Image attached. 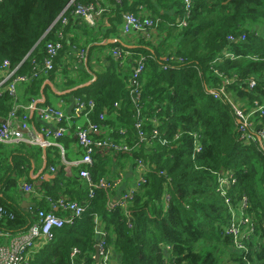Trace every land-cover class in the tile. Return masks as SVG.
Wrapping results in <instances>:
<instances>
[{"label":"trees","instance_id":"obj_1","mask_svg":"<svg viewBox=\"0 0 264 264\" xmlns=\"http://www.w3.org/2000/svg\"><path fill=\"white\" fill-rule=\"evenodd\" d=\"M108 1L98 2L113 18L106 38L121 34L123 14L132 13L157 21L156 29L166 34V41L163 49L152 47L150 40H140L132 49L118 42L108 45L111 50L132 52L131 62L111 56V65L96 74L93 84L81 89L95 104L90 119L97 122L98 115L106 113L112 139L119 141L118 132L127 131L125 142L134 147L129 153H97L92 179L115 177L135 159L150 165L152 172L125 210L119 206L109 210L110 198L102 190L88 199L86 182L80 177L70 180L59 176L54 187L44 190V198L56 201L66 195L86 206V211L73 224L54 230L52 241L33 255L31 264H71L74 248L79 250L74 264H96L95 217L107 234L113 256L119 255V264H264V150L256 136L264 131V118L252 116L255 137L244 142L231 105L210 94L225 76L233 80L225 89L241 108L250 111L253 101L264 103V39L256 30L264 23V0ZM78 4L96 6V0H0V64L8 61L11 68L20 65L16 74H27L30 59L40 60L45 43L61 33L63 49L56 66L69 46L68 33L83 22L73 15ZM62 13L68 20L64 26L58 20ZM230 36L245 39L230 42ZM223 52L234 58L217 62ZM140 55L146 58L137 101L140 117L146 119L143 130L150 135L156 119L167 146L158 141L149 148L137 144V108L131 99L130 78ZM56 70L49 74V80ZM250 79L255 81L251 91ZM41 84H26V97L16 93L13 99L5 90L1 92L0 119H5L17 102L36 100ZM194 133L198 140L192 138ZM195 144L200 147L196 153ZM225 172L235 179L229 196L235 205L246 198V214L254 223V235L246 243L245 253H233L232 237L225 233L229 214L217 191L218 176ZM63 187L71 190L63 191ZM0 208L13 215L12 219H0V230L13 233L26 231L38 210L27 213L2 199ZM39 209L45 210L42 206Z\"/></svg>","mask_w":264,"mask_h":264},{"label":"built area","instance_id":"obj_2","mask_svg":"<svg viewBox=\"0 0 264 264\" xmlns=\"http://www.w3.org/2000/svg\"><path fill=\"white\" fill-rule=\"evenodd\" d=\"M74 1V0H73ZM119 1V0H117ZM99 0H96L98 6ZM94 13L95 5H77L73 15L75 18L82 20L89 26H94ZM58 20L64 26L67 24V18L63 17V13L59 16ZM157 21H154L147 15H136L132 13H125L122 16L121 32L124 35H137L142 40L148 41L151 38V34L156 30ZM181 25H185L182 23ZM57 38L54 41H48L44 46V53L40 60L37 58L30 59L31 70L27 74L17 75V70L20 67L11 68L8 61L0 64V71L6 74L4 82H0V87L5 86V91L8 95L16 98V87L19 84H29L32 81H45L48 80V76L55 69V60L61 50L63 49L62 41L63 35L61 33L56 35ZM244 36L235 38L234 36L228 37V41H243ZM129 53H126L119 48L111 50V56L116 60L124 61L128 58ZM229 58L232 60L234 57L228 52H223L222 57L217 60L220 62L222 59ZM146 58L139 56L135 61L132 75L130 78L131 86V99L135 104L136 120L134 123V129L137 134V144L145 146L147 148L153 145V141H158L162 146H167V140L163 134L158 130V123L156 119H153L154 128L148 135L143 130V123L146 119L140 117V111L138 110L137 101L139 98V78L145 69ZM222 84L215 91H211L210 94L216 98H223L227 101L233 110L235 120L239 125V132L241 134L240 139L244 142H250L254 139V135L251 133L252 122L251 118L254 115H258L260 118H264V103L259 101H253V107L250 111H246L240 107V105L233 102L228 95L225 87L233 82L225 76H222ZM255 87V81L253 79L248 80V90H253ZM41 102L33 100L27 107L28 110H33L37 113L40 120L44 123L52 122L54 128H50L47 125L41 127L39 130L30 125L29 117L24 116L19 119L18 124L13 126V121L16 118L17 108L15 107L8 116L0 123V145H25L29 147H37L40 150H47L50 148H57L61 157V166L64 173L68 174L72 167L78 168L79 177L86 182L87 185V197L92 199L96 190H102L110 198L107 204L109 210L119 206L126 209L129 201H131L138 190L146 183V175L152 172V167L141 159H135L134 164L131 165L133 173L132 184L124 190L122 194L115 197V192L122 181L125 179V172H118L115 177L102 178L98 181L92 179V169L95 163V156L101 151H114L129 153L134 147L129 146L125 142L127 131L120 130L118 134L122 139L115 141L109 135L110 127L106 125V113L99 114L97 122L90 119L95 104L93 101L88 100L85 97H78L73 99V115L67 116L61 110L53 107H39L37 104ZM38 106V107H37ZM117 104H115V107ZM85 119L84 126H75L72 124L74 119ZM69 132H73L76 137L77 147L79 150V159L68 162L65 159L64 147L60 144V140L65 137ZM256 136L260 137V145L264 150V131L256 132ZM194 140H198L197 133L192 135ZM174 139H177L175 136ZM200 151L199 145L195 144V153ZM54 167L49 168L50 173H55ZM159 176L165 177L163 172H158ZM167 182L169 180L167 179ZM235 184L233 175L229 172L221 173L217 179V191L220 197L224 200L225 206L228 209V225L225 229V233L232 237L233 249L237 253L247 252L246 243L250 242L251 237L254 235V223L251 218L246 214L247 212V200L245 197L239 199V203L235 205L233 200L229 196V191ZM22 191L27 194H36V190L27 184H23ZM51 206V210L56 208L60 210L64 216L55 214L53 211L46 212L44 210H36L34 221L24 232L13 233L10 231L0 230V238L5 243L0 244V264H31V259L35 253L40 251L44 246L52 241L53 231L61 229L67 225L73 224V222L81 218L86 211V206L81 205L75 201H71L66 198H60L56 201H52L51 198H44ZM165 203V209L168 207L169 196L166 194L163 198ZM8 218L12 219L13 215L6 210L0 208V219ZM96 224L95 235L97 253L99 257L98 264H116L115 257L112 254L111 249L107 245V234L103 228L98 224L97 217L94 218ZM169 250V247H167ZM79 254V250L74 248L71 252V264H74L73 258ZM95 255L93 256L94 259Z\"/></svg>","mask_w":264,"mask_h":264},{"label":"crops","instance_id":"obj_3","mask_svg":"<svg viewBox=\"0 0 264 264\" xmlns=\"http://www.w3.org/2000/svg\"><path fill=\"white\" fill-rule=\"evenodd\" d=\"M105 1L110 3L108 0ZM104 7L106 6H95L94 26L91 27L81 22L78 24V27H74L68 33L67 43L69 46L57 59L55 75L50 80H45L41 84L39 96L36 99L41 101L37 104L39 107H53L61 110L67 116H72L73 99L76 96L84 97L85 94L81 89L93 84L96 80V74L111 65L112 47L108 45L113 44V42H118L125 48L132 49L142 40L137 35L129 36L122 34V32L114 36L109 34V37L106 38V33L111 28L110 20L113 18L108 12H105ZM256 30L258 35L264 39V23ZM151 35L149 41L151 46L156 49H163V44L166 41H163V39L166 34H160V31L156 29ZM126 53H129L126 61L131 62L130 56L132 52ZM5 79L6 74L0 71V82H4ZM25 85L19 84L16 87L17 97H19V93L22 97L27 96L24 94ZM4 90L5 86L0 87V93ZM29 104L17 102L15 106L17 108V114L12 122L13 126H16L19 122L18 120L23 115H26L30 119V125L38 130L45 125L50 128L55 127L52 122H42L35 111L28 110L27 107ZM3 120L0 119V121ZM72 124L75 126H84L85 119L82 117L74 119ZM59 142L64 147L65 159L68 162L79 159V150L73 132H69ZM57 150V148H50L48 149L49 153L46 155V150H40L37 147L17 144L0 145V199L16 204L27 213H31L32 209H39L42 206L46 212L53 211L57 215L64 216L56 208L51 210L50 204L44 200V190L48 187H54L58 183L57 178L61 175L72 180L71 178H79V174L78 168L75 167H72L68 174L63 172L60 153ZM50 167L56 169L55 173L52 174L49 172ZM132 182V169L128 167L125 170V179L117 188L114 193L115 197L113 198L122 194ZM23 184L31 185L36 190V194L23 192L21 189ZM62 189L63 191L67 189L71 190L68 187H63ZM64 197L69 199L66 195ZM4 243L5 241L0 238V244ZM232 251L233 253H237L233 248ZM119 258V255H115L116 264L120 263ZM230 263L227 262L226 264Z\"/></svg>","mask_w":264,"mask_h":264},{"label":"water","instance_id":"obj_4","mask_svg":"<svg viewBox=\"0 0 264 264\" xmlns=\"http://www.w3.org/2000/svg\"><path fill=\"white\" fill-rule=\"evenodd\" d=\"M114 43V42H113ZM28 58V56H27ZM0 123H3V121H0ZM257 140L259 141L260 140V137L257 136ZM49 177V176H47ZM120 259V258H119ZM94 260H95V263L98 264L99 262V257H98V253H97V248H95V257H94Z\"/></svg>","mask_w":264,"mask_h":264},{"label":"rangeland","instance_id":"obj_5","mask_svg":"<svg viewBox=\"0 0 264 264\" xmlns=\"http://www.w3.org/2000/svg\"><path fill=\"white\" fill-rule=\"evenodd\" d=\"M172 13V12H171ZM172 34H176V31H173Z\"/></svg>","mask_w":264,"mask_h":264}]
</instances>
